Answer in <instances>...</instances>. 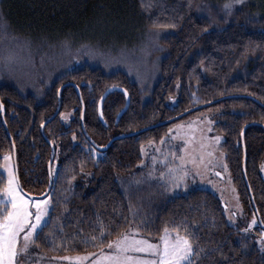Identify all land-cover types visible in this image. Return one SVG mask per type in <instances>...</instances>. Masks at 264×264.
Segmentation results:
<instances>
[{
    "label": "trees",
    "instance_id": "obj_1",
    "mask_svg": "<svg viewBox=\"0 0 264 264\" xmlns=\"http://www.w3.org/2000/svg\"><path fill=\"white\" fill-rule=\"evenodd\" d=\"M132 22L134 30L167 31L159 76L145 99L124 72L107 73L89 63L60 75L48 71L39 79L40 99L0 83V167L3 155L12 158L14 148L21 188L40 195L49 182L47 163L54 149L51 208L34 247L46 256L74 255L103 249L130 228L150 240L167 230L190 240L198 253L193 264H264L254 210L264 225V0H0V39L25 42L43 62L54 60L53 48L60 44L120 48L110 45L113 37L120 34L123 40ZM65 82L79 89L83 127L78 95L67 86L42 136L39 127L55 111L58 88ZM109 87L123 92L105 97L100 119L98 102ZM209 102L189 114L212 111L242 212L256 222L246 234L227 222L215 193L190 188L169 196L141 174V148L159 142L189 114L115 140L105 151L89 141L105 145L114 136ZM4 184L0 173V191Z\"/></svg>",
    "mask_w": 264,
    "mask_h": 264
},
{
    "label": "rangeland",
    "instance_id": "obj_2",
    "mask_svg": "<svg viewBox=\"0 0 264 264\" xmlns=\"http://www.w3.org/2000/svg\"><path fill=\"white\" fill-rule=\"evenodd\" d=\"M0 30L3 33L1 25ZM119 36L121 35L114 36L115 40L110 45H117L116 43H118L117 46L120 48L111 46L99 48L93 44L88 47L67 45L68 43L60 44L61 46L58 45L53 48L55 58L50 62L39 61L37 52L33 51L34 48L29 47L25 42L16 40L17 43L2 37L0 39V83L14 84L22 93L28 92L40 99L39 79L48 74V71L60 75L64 70L74 69L84 63H89L100 67L107 73L117 70L124 72L131 80L139 84L145 99L148 97L149 89L159 76V64L165 50L162 41L166 38L167 31L134 30V22H132L131 28L122 33L124 39L121 40ZM53 53L51 52L50 55ZM12 73H17V77L11 76ZM217 137H219L218 141ZM222 140L223 137L215 131L210 109L189 114L170 126L166 135L159 142L150 141L141 148L139 169L141 174L148 179V183L153 185L156 182L169 196L183 194L190 188L206 189L215 193L225 206L224 214L227 222L240 228L241 232L246 234L256 226V223L253 225L254 219L247 220L244 217L224 162L221 151ZM4 157H10V159L5 160ZM260 169L264 179V160ZM9 172L15 177L12 158L9 154H5L2 157L0 167V173L5 181L3 189L7 186ZM185 172L187 175H184ZM179 177L183 178L178 179ZM2 190L0 195H2ZM22 194L29 201H48L45 205L47 214L41 222L43 226L51 208L50 196L30 197ZM30 210L35 212L34 207H31ZM259 234L257 245L264 251V229ZM124 235L129 237L127 242L129 250L120 254L122 258H126L124 264H160V255H154L152 250L143 252L132 250L136 247L132 241L145 240L156 245L159 253L162 254L164 248L162 238L166 232L158 239L150 240L143 237L134 228H130L126 233L109 243L114 244L121 240ZM167 236L171 244L179 235L167 231ZM22 237L23 233L21 234V243ZM115 254L116 250L110 249L107 245L94 252L46 256L39 252L33 244L27 253L15 257L14 264H74L77 257H88L83 264H96L98 260L101 264H110L103 257Z\"/></svg>",
    "mask_w": 264,
    "mask_h": 264
},
{
    "label": "snow or ice",
    "instance_id": "obj_3",
    "mask_svg": "<svg viewBox=\"0 0 264 264\" xmlns=\"http://www.w3.org/2000/svg\"><path fill=\"white\" fill-rule=\"evenodd\" d=\"M236 3H243V0H236ZM226 8H231V5H225ZM217 141L219 137L216 138ZM163 143V141H162ZM9 160L10 157H4ZM184 175H187L185 172ZM179 177L178 179H182ZM48 201H29L25 199L21 193L18 182L14 175L9 172L7 178V186L2 190L0 195V264H14L15 257L23 253H27L31 245L35 244L36 237L39 231H42V220L47 214ZM34 207L33 213L30 208ZM256 222L253 221L254 225ZM251 226V225H250ZM23 233L22 243L21 234ZM103 235V233L101 234ZM95 239V237H93ZM129 237L124 235L121 240L109 243L108 247L114 248L116 254L112 256H104L110 264H124L126 258L120 255L129 250ZM163 240V253H159L156 245L150 244L145 240H134L135 245L132 250L147 251L152 250L154 255H160V264H193V258L198 255L195 252L193 244L189 239L180 236L176 237L174 243H169L167 230ZM103 239L101 243H103ZM88 257H77L74 264H83ZM96 264H101L98 260Z\"/></svg>",
    "mask_w": 264,
    "mask_h": 264
},
{
    "label": "water",
    "instance_id": "obj_4",
    "mask_svg": "<svg viewBox=\"0 0 264 264\" xmlns=\"http://www.w3.org/2000/svg\"><path fill=\"white\" fill-rule=\"evenodd\" d=\"M67 86H72V87H74L75 90H76V93H77V95H78L79 102H80V104H81V106H82L81 114H80V124H81V126H82V119H83L84 108H83V102H82V100H81V96H80V93H79V89H78V87H77L74 83H72V82H65V83L61 84V85L59 86V88H58V91H57L58 104H57V107H56L55 111L53 112V114H52L49 118H47L45 121H43L42 124H41L40 127H39V130H40V133H41L42 136H44V134H43V127H44V125H45L46 123L50 122L52 119H54V117L58 114V112H59V96H60V91H61L63 88L67 87ZM112 91H122V92H123V89L120 88V87H109V88H107V89L103 92V94L101 95V97H100V99H99L98 107H97V108H98V115H99V118L101 117V106H102V103H103L105 97H106L110 92H112ZM125 97H126V102H125V106H124V108H126V106H127V104H128V97H127L126 94H125ZM250 98H252V99H253L254 101H256L258 104H260L261 106H263V105H262L259 101H257L255 98H253V97H250ZM214 102H216V100L212 101L211 103H214ZM211 103L209 102V103H206V104H201V105H198V106L191 107L190 109H187V110H185L184 112H182V113H180V114H178V115H176V116H174V117H172V118H170V119H168V120L161 121V122H157V123H155V124H152V125L146 126V127L142 128V129H140V130H137V131H134V132H131V133H127V134H122V135L114 136V137H112L111 139H109V141H107V143H106L105 145H101V146H100V145L95 144V143H94L93 141H91V140H89V141H90V143L92 144V146H93L97 151H105V150L108 148V146L110 145V143L113 142V141H115V140H118V139H121V138H124V137H128V136H133V135L139 134V133H141V132L147 131V130H149V129H151V128H154V127H157V126H160V125L166 124V123L171 122V121H175L176 119L181 118V117H183V116L189 114L190 112H192V111H194V110H197V109L202 108V107H205V106H209ZM263 107H264V106H263ZM124 108H123V109H124ZM0 111H1L2 120H3V123H4V108H3V106H2L1 104H0ZM121 112H123V110H121ZM121 112H120V113H121ZM100 119H101V118H100ZM249 124H250V123H249ZM249 124H247V125H249ZM247 125H245V126L242 128V131H241V139H242V141H243V135H242V134H243V131H244V129H245V127H246ZM82 127H83V126H82ZM53 157H54V149H53V147H51V155H50V159H49V161H48V163H47V170H48V175H49V182H48L47 188H46L45 191H44L42 194H40V195H29V194H27V193H25V192L23 191V189L21 188V185H20V183H19V180H18V174H17V168H16V161H15V152H14V148H13V150H12V160H13V166H14V173H15L16 180H17V182H18L19 189H20V191H21L22 193H24L25 195L30 196V197H35V196H37V197H45V196L48 195V193H49V189H50V185H51V182H50V177H51V175H50V165H51V162H52V160H53ZM244 157H245V156H244V150H243V165H244ZM243 165H242V166H243ZM252 203H253V202H252ZM254 210H255V215H256V218H257V221H258L259 225L261 226L262 229H264V225L261 223V220H260V217H259L258 212L256 211V209H254Z\"/></svg>",
    "mask_w": 264,
    "mask_h": 264
}]
</instances>
